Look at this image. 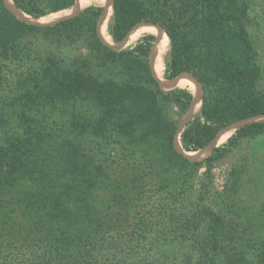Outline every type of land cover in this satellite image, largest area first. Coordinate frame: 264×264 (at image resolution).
Listing matches in <instances>:
<instances>
[{"label":"trees","instance_id":"16d2710c","mask_svg":"<svg viewBox=\"0 0 264 264\" xmlns=\"http://www.w3.org/2000/svg\"><path fill=\"white\" fill-rule=\"evenodd\" d=\"M12 2L37 19L75 0ZM249 9L247 0H112L113 43L156 24L169 45L162 80L187 72L201 86L199 111L179 136L184 151L264 116ZM104 11L90 4L35 24L0 0V89L13 67L15 90L0 93V264H264V231L233 224L244 208L211 173L242 139L264 134V120L190 161L174 138L192 91L159 85L155 34L124 49L105 44ZM57 109L65 126L49 120Z\"/></svg>","mask_w":264,"mask_h":264},{"label":"rangeland","instance_id":"374dc122","mask_svg":"<svg viewBox=\"0 0 264 264\" xmlns=\"http://www.w3.org/2000/svg\"><path fill=\"white\" fill-rule=\"evenodd\" d=\"M10 1L12 0H4V3L8 8L13 9L15 11L13 13L15 14L17 11L13 8L12 2ZM247 1L250 7L248 19H247V30L257 50V63L261 70L260 87L264 92V0H247ZM90 4L103 5L101 0H86L84 3L80 2V5L79 3H77V0H75V3L71 8L55 13H50L43 18L36 19L35 21L32 20H26V21L36 22L35 24H50L55 20L77 14L80 10H82L84 7ZM110 22H111V18L109 20L108 27ZM145 26L146 25L135 27L136 32L134 34V37L128 42L121 41L117 43V45L103 41L102 38L101 37L100 38L105 44H107L109 47L113 49H124L134 45L143 34H146L143 32L148 33V31L144 29ZM110 40L112 41V39ZM158 60H159L158 69H160V75L162 78L166 79L165 70L167 67V62L169 60L168 38H167V49L165 47L164 52H161L159 54ZM13 70L14 68L12 67L9 69V72H5V81L0 89V93L3 96H8L10 94H13L15 91L12 84L13 82H10L12 78L11 73H14ZM152 72L154 77L159 80L154 70H152ZM182 75L189 78L191 77L187 73H183ZM172 88H185L189 90L188 87L186 86L184 87L180 85H174L171 88H163V89L168 90ZM200 94H201V88H200ZM199 108L200 105L198 108L194 110H190L189 108V110L185 112V115L180 118L179 122L181 123V128L178 131V136H180V133L185 126L183 125L184 122L186 123L190 118H192L195 114H197ZM167 112L169 115L175 116L174 115L175 109L172 108V106H169V108H167ZM49 118H50L49 120H54V122L58 126L66 125V115L58 112V109L57 112L54 111ZM13 120L14 117H12L11 121ZM258 120H264V116H257L248 119L245 122L247 123ZM235 126L236 125H232L230 127L228 126L224 130L225 131L223 134L224 137L222 136V139L220 141H218V139H215L214 142L212 141V143L206 148V150L201 151L200 155L198 156L199 158L195 157L189 160L200 161L203 158H205L211 152L209 147L213 144L221 145L223 142H225L228 136H230L234 132ZM64 128L65 127H63V129ZM176 149L179 152H181L179 148ZM114 154L117 153L115 152ZM203 171H204V167H202L199 170L200 180L205 179ZM211 173L213 175L212 177H213L214 188L219 190L220 192L224 191L225 197H229V200L231 202L232 201L235 202L236 206H239L240 208H244V210L239 212V216L235 217L234 215H232L233 224H235V222H239L240 225L238 226V229H243V226L246 225L248 228L245 229L246 230L245 233H248L251 236L255 234V231L259 229L261 230V232L264 231V134L253 138L242 139L235 147L231 149V151L224 158L214 163L211 169Z\"/></svg>","mask_w":264,"mask_h":264},{"label":"bare ground","instance_id":"6f19581e","mask_svg":"<svg viewBox=\"0 0 264 264\" xmlns=\"http://www.w3.org/2000/svg\"><path fill=\"white\" fill-rule=\"evenodd\" d=\"M85 1L86 0H80L81 3H84ZM101 1H102L103 6L105 7V11H104L103 16L101 18V21L99 23V27H98L99 35L103 41L110 42L114 45H117V43L116 44L113 43L108 36V23H109V20L111 18V14H112V0H101ZM10 2H12V1H10ZM12 6H13V4H12ZM13 8L18 12L21 19L32 20V21L36 20L35 18H32L31 16L27 15L26 13L20 11L16 7L13 6ZM43 17H45V16H43ZM43 17H40V18H43ZM40 18H37V19H40ZM144 29L147 30L148 32L155 34L159 38V44L156 48V51H155V54L152 58V63H151V69L154 70L155 74H157V76L159 78V80L157 79L159 82V85L163 88H171L174 85H180V86L188 87L194 95L193 101H192L191 106H190V110H194V109L198 108L199 105L201 104L200 88H199L198 82L191 75H190L191 76L190 78L182 75L177 80L170 81V82H166V81L162 80V77L160 75V69H158V61H159L158 57H159V54L161 52H164L165 47L167 49V37H166L167 35L165 34V32L161 28H159L158 26H153V25H146ZM135 32H136L135 28L132 29L126 35V37L124 39H122V41H126V42L130 41L134 37ZM224 130H222L221 133L216 138H214V140L218 139V141H220L222 139L224 132H225ZM178 131H177L175 138H174V146L176 148H179L181 150V153H183L188 159H192L195 157L197 158L200 155L201 151L206 150L207 147L200 149V150H197V151H192V152L184 151L180 145ZM214 140H213V142H214Z\"/></svg>","mask_w":264,"mask_h":264},{"label":"water","instance_id":"95a60500","mask_svg":"<svg viewBox=\"0 0 264 264\" xmlns=\"http://www.w3.org/2000/svg\"><path fill=\"white\" fill-rule=\"evenodd\" d=\"M12 4H13V2H12ZM13 6L14 7H16L14 4H13ZM12 12H15L13 9H11V8H9ZM18 9V8H17ZM21 11V10H20ZM23 12V11H22ZM15 15L17 16V17H19L20 18V16H19V14H18V12H16L15 13ZM64 18H66V17H64ZM64 18H61V19H58V20H55V21H53L52 23H50V24H53V23H55V22H58L59 20H62V19H64ZM21 19V18H20ZM23 20V19H22ZM24 21H26V20H24ZM26 22H31V23H36V22H32V21H26ZM141 23H147V22H141ZM139 24V23H138ZM149 24H152V23H149ZM153 26H158V25H156V24H152ZM159 28H161L160 26H158ZM162 29V28H161ZM163 30V29H162ZM122 41V40H121ZM121 41H119V42H121ZM119 42H117V43H119ZM116 44V43H115ZM184 73H187V72H184ZM187 74H189V73H187ZM189 75H191V74H189ZM192 76V75H191ZM193 77V76H192ZM194 78V77H193ZM167 79V78H166ZM172 79V78H171ZM195 79V78H194ZM200 85V84H199ZM200 88H201V86H200ZM201 94H202V90H201ZM200 99H201V95H200ZM189 110V108L187 109V111ZM185 115V114H184ZM183 115V116H184ZM254 118V117H253ZM249 119H251V118H249ZM248 119H245V120H241V121H238V122H235V123H233V124H231V125H229V127L230 126H232V125H236L235 126V129L237 128V127H239V126H241V125H243V124H245L246 122L245 121H247ZM244 122V123H243ZM243 123V124H242ZM183 125H185V122H184V124ZM181 128V123L179 122V124H178V129L177 130H179ZM220 132V131H219ZM210 145V143L208 144V145H206L205 147H208ZM212 146V145H211ZM211 146L209 147V149L211 148ZM203 149V148H202ZM212 150V149H211Z\"/></svg>","mask_w":264,"mask_h":264},{"label":"crops","instance_id":"0c3cea01","mask_svg":"<svg viewBox=\"0 0 264 264\" xmlns=\"http://www.w3.org/2000/svg\"><path fill=\"white\" fill-rule=\"evenodd\" d=\"M167 82V81H166ZM194 96V95H193ZM214 140V139H213ZM212 140V141H213ZM212 141L210 142V144L212 143ZM214 146H218V145H216V144H213L212 146H211V148H210V150L212 149V147H214Z\"/></svg>","mask_w":264,"mask_h":264}]
</instances>
